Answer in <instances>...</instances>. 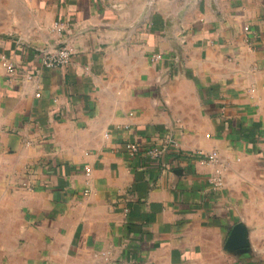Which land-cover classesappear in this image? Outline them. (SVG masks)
<instances>
[{
  "label": "crops",
  "instance_id": "obj_1",
  "mask_svg": "<svg viewBox=\"0 0 264 264\" xmlns=\"http://www.w3.org/2000/svg\"><path fill=\"white\" fill-rule=\"evenodd\" d=\"M185 1L0 0V264H264V0Z\"/></svg>",
  "mask_w": 264,
  "mask_h": 264
},
{
  "label": "built area",
  "instance_id": "obj_2",
  "mask_svg": "<svg viewBox=\"0 0 264 264\" xmlns=\"http://www.w3.org/2000/svg\"><path fill=\"white\" fill-rule=\"evenodd\" d=\"M55 27L60 29L59 23L56 22ZM245 29H248V26H245ZM72 48L68 44L61 45L54 50L41 52V62L47 67H56L67 65L72 56ZM1 63L11 74L16 73L17 65L14 61H11L7 56L1 55ZM39 95V92L37 93ZM127 148L130 154H137L141 149L139 145L135 142L127 144ZM145 155L154 160H160L161 164L167 167L166 156L170 153L173 155L189 156L196 158L201 162L214 161L217 157L215 151H205L203 149H195L189 152H184L181 149L179 142L176 140L173 133L170 131L166 132L161 140H159L154 145H151L144 151ZM211 182L215 186H220L222 184V179L219 175H215L210 178Z\"/></svg>",
  "mask_w": 264,
  "mask_h": 264
},
{
  "label": "water",
  "instance_id": "obj_3",
  "mask_svg": "<svg viewBox=\"0 0 264 264\" xmlns=\"http://www.w3.org/2000/svg\"><path fill=\"white\" fill-rule=\"evenodd\" d=\"M158 1L159 0H143L142 8L140 9L137 17L129 25L124 27L125 31H129V30L133 29L134 27L138 26L139 24H141L144 21V19H146L149 16L152 7ZM196 1L197 0H186L184 6L178 10V13L182 14L186 9H188ZM65 42H66V40H63L61 42L62 44H57L55 46H47L46 48L41 49V52L54 50L55 48H57L61 45H64L63 43H65ZM235 231L236 230H233L231 232V235H230V239L232 242L238 241V238L235 236L236 235Z\"/></svg>",
  "mask_w": 264,
  "mask_h": 264
},
{
  "label": "rangeland",
  "instance_id": "obj_4",
  "mask_svg": "<svg viewBox=\"0 0 264 264\" xmlns=\"http://www.w3.org/2000/svg\"><path fill=\"white\" fill-rule=\"evenodd\" d=\"M236 237L238 238L237 242H232L236 246L234 249L231 248L230 252H235L237 255L245 256V255H255V256H264V246L263 242L259 243L258 251H254L251 249L249 242H248V234L247 231L240 227L238 230L235 231ZM258 240V239H257ZM261 246V247H260Z\"/></svg>",
  "mask_w": 264,
  "mask_h": 264
}]
</instances>
